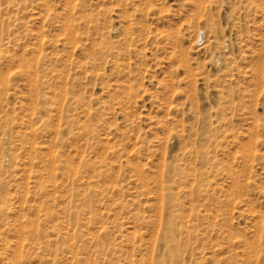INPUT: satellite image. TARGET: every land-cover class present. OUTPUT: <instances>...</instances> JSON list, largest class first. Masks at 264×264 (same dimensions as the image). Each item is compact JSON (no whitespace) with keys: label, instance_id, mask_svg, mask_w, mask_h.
Here are the masks:
<instances>
[{"label":"rangeland","instance_id":"obj_1","mask_svg":"<svg viewBox=\"0 0 264 264\" xmlns=\"http://www.w3.org/2000/svg\"><path fill=\"white\" fill-rule=\"evenodd\" d=\"M13 262L264 264V0H0Z\"/></svg>","mask_w":264,"mask_h":264},{"label":"bare ground","instance_id":"obj_2","mask_svg":"<svg viewBox=\"0 0 264 264\" xmlns=\"http://www.w3.org/2000/svg\"><path fill=\"white\" fill-rule=\"evenodd\" d=\"M72 237V236H71ZM16 257V256H15ZM17 263V262H16ZM13 264H15L14 262H13Z\"/></svg>","mask_w":264,"mask_h":264}]
</instances>
